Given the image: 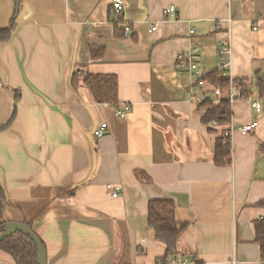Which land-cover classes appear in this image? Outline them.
Returning <instances> with one entry per match:
<instances>
[{"label":"crops","instance_id":"obj_1","mask_svg":"<svg viewBox=\"0 0 264 264\" xmlns=\"http://www.w3.org/2000/svg\"><path fill=\"white\" fill-rule=\"evenodd\" d=\"M123 2L116 14L109 0H23L11 39L0 44L1 219L31 228L45 264H152L165 246L148 229L147 204L170 199L187 225L178 259L263 264L254 222L264 219V0ZM169 6L175 12L164 17ZM11 11L0 0V29ZM117 15L127 35L116 32ZM225 41L228 75L249 81L246 92L263 106H231L230 125H259L235 131L231 165L216 167L215 139L228 126L210 132L201 123L197 99L212 89L195 88L176 59L199 46L200 70L221 74ZM99 48L103 57L90 58ZM97 75L114 76L117 105L132 107L126 118L93 100L86 79ZM101 123L108 133L97 139ZM0 264L16 263L0 250Z\"/></svg>","mask_w":264,"mask_h":264},{"label":"trees","instance_id":"obj_2","mask_svg":"<svg viewBox=\"0 0 264 264\" xmlns=\"http://www.w3.org/2000/svg\"><path fill=\"white\" fill-rule=\"evenodd\" d=\"M10 2L12 9L11 16L7 26L0 29V44L11 39L17 27V20L21 12L23 0H10ZM122 24V16L117 15L114 22L116 32L117 26L120 27ZM120 31L125 35L123 27H120ZM102 57L103 48L90 50V58L98 60ZM202 80L212 89L211 92L205 93L207 97H210L213 94V90L217 88L220 89L223 95L227 92V81L221 77L220 72L217 70L204 74ZM74 84L75 80L72 79V85L74 86ZM86 84L95 102L117 105V82L114 76H88ZM257 87L259 89V96L264 98V83L260 79H258ZM196 110L202 113L201 123L208 126V131L210 132H213L209 127L212 124L219 127H226L231 124V107L224 100V97L217 105H214L211 100H204L196 105ZM222 133L224 131L215 139L214 143L213 163L216 167H228L231 165L230 146L222 136ZM4 198L5 196L0 188V201H4ZM257 205L264 208V200L260 201ZM146 223L154 240L165 246V254L160 259L161 264H168L167 260L169 258H176L179 255V238L187 225L176 221L175 204L170 199L150 200L147 204ZM5 224L6 222L0 217V233L3 232ZM254 232V242L259 246L260 259L264 264V219L254 222ZM0 250L10 255L16 264H38L37 248L30 238L22 232H15L1 240ZM193 264L203 263L194 262Z\"/></svg>","mask_w":264,"mask_h":264},{"label":"built area","instance_id":"obj_3","mask_svg":"<svg viewBox=\"0 0 264 264\" xmlns=\"http://www.w3.org/2000/svg\"><path fill=\"white\" fill-rule=\"evenodd\" d=\"M109 1L112 9L116 14H121L124 11L123 0H109ZM174 12H175V8L173 6H169L162 11V15L165 17L169 14L171 15L174 14ZM156 28H157L156 25L149 24L148 32L152 33L156 30ZM123 29L125 35L130 33V26L128 24L124 23ZM252 29L256 30L255 27H253ZM190 33L192 34L193 31H190ZM201 59H202L201 48L199 46L192 48V50H190L188 53H183L178 55L176 59L177 68L182 72L189 73L191 77L194 79L195 88L198 89L206 85V83L202 80L204 73L200 70V66H199ZM230 59H231V45L229 41H225L218 50V60H219L218 66L222 74L221 77L227 81L228 84L227 92L224 93L223 95L220 89L217 88L213 90V94L211 95V97H207L205 95L200 96L198 97L197 102L201 103L204 100H211L214 105H217L224 97V100L227 101V103L231 107L234 103L238 101L246 100L256 113H260L263 106L262 102L258 99H255L253 96H251L246 92L247 88L250 87L251 83L246 80H235L232 77H230V75H228L227 71L230 67ZM131 109L132 107L130 104H121V105L113 106L114 114L118 119L126 118L128 114L131 112ZM258 125H259L258 121H252L242 127H233L232 125H229L228 128L224 131V133H222V136L224 137V139H226V142L229 144L230 151H231L232 135L235 131H240L242 133H251L258 127ZM107 133H108L107 123H101L93 130V136L97 139L102 138ZM119 192H120V188L115 187L111 190V196L117 197ZM167 263L193 264V263H186L178 259L177 257L169 258L167 260ZM152 264H161V261L157 260Z\"/></svg>","mask_w":264,"mask_h":264},{"label":"water","instance_id":"obj_4","mask_svg":"<svg viewBox=\"0 0 264 264\" xmlns=\"http://www.w3.org/2000/svg\"><path fill=\"white\" fill-rule=\"evenodd\" d=\"M15 232H22L30 238V240L35 244L37 248L38 264H45L46 258H45L44 248L40 240L38 239V237L34 234L31 228L28 227L27 225L19 224V223L4 225L3 232L0 233V241Z\"/></svg>","mask_w":264,"mask_h":264},{"label":"rangeland","instance_id":"obj_5","mask_svg":"<svg viewBox=\"0 0 264 264\" xmlns=\"http://www.w3.org/2000/svg\"><path fill=\"white\" fill-rule=\"evenodd\" d=\"M104 106L111 107L113 109V106H115V105H111V104L104 103Z\"/></svg>","mask_w":264,"mask_h":264}]
</instances>
